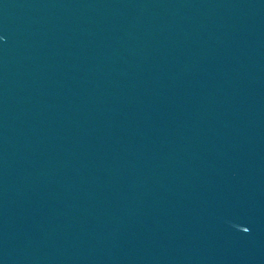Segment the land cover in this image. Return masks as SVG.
Here are the masks:
<instances>
[{
    "label": "water",
    "instance_id": "1",
    "mask_svg": "<svg viewBox=\"0 0 264 264\" xmlns=\"http://www.w3.org/2000/svg\"><path fill=\"white\" fill-rule=\"evenodd\" d=\"M0 264H264V0H0Z\"/></svg>",
    "mask_w": 264,
    "mask_h": 264
}]
</instances>
